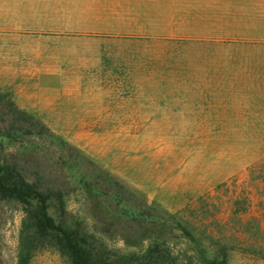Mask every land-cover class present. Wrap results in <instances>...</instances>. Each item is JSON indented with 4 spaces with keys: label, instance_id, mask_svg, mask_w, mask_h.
Returning <instances> with one entry per match:
<instances>
[{
    "label": "rangeland",
    "instance_id": "374dc122",
    "mask_svg": "<svg viewBox=\"0 0 264 264\" xmlns=\"http://www.w3.org/2000/svg\"><path fill=\"white\" fill-rule=\"evenodd\" d=\"M0 154L112 250L264 264V0H0ZM25 220L0 197V264Z\"/></svg>",
    "mask_w": 264,
    "mask_h": 264
},
{
    "label": "trees",
    "instance_id": "16d2710c",
    "mask_svg": "<svg viewBox=\"0 0 264 264\" xmlns=\"http://www.w3.org/2000/svg\"><path fill=\"white\" fill-rule=\"evenodd\" d=\"M12 105L15 112L21 111L14 102ZM23 125L24 128L18 127L32 135L49 131L40 121H26ZM7 136L11 138L10 133ZM0 197L17 201L26 214L18 264H29L33 252L44 245L67 256L71 264H230L226 257L207 262L186 260L179 263L172 251L157 241H151L140 252L112 250L103 239L86 230L82 221H68L62 190L44 188L29 180L17 164L8 162L1 154ZM130 219L141 222L143 216L131 214Z\"/></svg>",
    "mask_w": 264,
    "mask_h": 264
},
{
    "label": "crops",
    "instance_id": "0c3cea01",
    "mask_svg": "<svg viewBox=\"0 0 264 264\" xmlns=\"http://www.w3.org/2000/svg\"><path fill=\"white\" fill-rule=\"evenodd\" d=\"M111 17H116V15L114 16H111ZM126 17V16H125ZM128 17H131V18H144V19H149V18H154V17H157L156 15H153V14H148L147 11H145L143 14H134L132 16H129Z\"/></svg>",
    "mask_w": 264,
    "mask_h": 264
}]
</instances>
